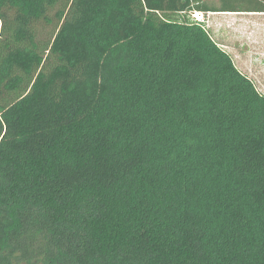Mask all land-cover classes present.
Segmentation results:
<instances>
[{
	"label": "trees",
	"instance_id": "16d2710c",
	"mask_svg": "<svg viewBox=\"0 0 264 264\" xmlns=\"http://www.w3.org/2000/svg\"><path fill=\"white\" fill-rule=\"evenodd\" d=\"M221 1L0 0V264H264V93L193 17L264 0Z\"/></svg>",
	"mask_w": 264,
	"mask_h": 264
},
{
	"label": "rangeland",
	"instance_id": "374dc122",
	"mask_svg": "<svg viewBox=\"0 0 264 264\" xmlns=\"http://www.w3.org/2000/svg\"><path fill=\"white\" fill-rule=\"evenodd\" d=\"M220 6L221 0H203ZM204 13V12H203ZM203 23L213 38L231 54L237 67L264 93V13L206 12ZM44 37L51 28L43 26Z\"/></svg>",
	"mask_w": 264,
	"mask_h": 264
},
{
	"label": "built area",
	"instance_id": "2783aa9c",
	"mask_svg": "<svg viewBox=\"0 0 264 264\" xmlns=\"http://www.w3.org/2000/svg\"><path fill=\"white\" fill-rule=\"evenodd\" d=\"M193 17L195 18L196 21L203 22L204 21V17H205V13L199 12V11H195V12H193Z\"/></svg>",
	"mask_w": 264,
	"mask_h": 264
}]
</instances>
